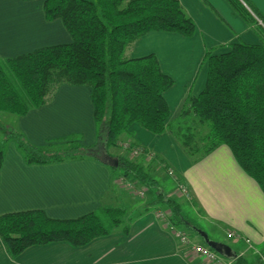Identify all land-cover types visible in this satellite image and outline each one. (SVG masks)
<instances>
[{
	"label": "crops",
	"instance_id": "0c3cea01",
	"mask_svg": "<svg viewBox=\"0 0 264 264\" xmlns=\"http://www.w3.org/2000/svg\"><path fill=\"white\" fill-rule=\"evenodd\" d=\"M238 1L249 11L248 5H252L264 16V0H245L248 5ZM179 2L194 22L191 37L152 31L126 50V55L133 58L154 53L161 70L173 79V85L164 92L170 118L179 114L188 89L193 94L202 89L206 49L260 40L253 24L242 18L230 0ZM69 41L70 35L60 19L45 18L43 0H0V59ZM90 94L87 85L60 84L44 104L14 115L12 128L34 146L69 136H79L81 144L92 145L97 125ZM122 140L145 150L138 158L151 172L161 174L167 168L175 172L192 198L176 199L182 213L186 216L193 211L206 225L199 228L209 239L220 241L215 232L224 233L228 239V233H234L235 240L231 241L237 257L247 264H255L258 258L264 261V192L240 168L226 145L192 162L168 132L153 134L132 124ZM0 150V215L41 209L50 218L73 219L103 206H115L113 166L101 159L88 156L44 164L28 162L15 142L3 135ZM164 163L167 167L162 166ZM167 179L162 176L158 183L169 195ZM162 209L166 210L147 202L130 216L127 233L116 229L83 246L55 241L10 254L0 237V264H204L172 236L158 216ZM193 238L204 243L198 235Z\"/></svg>",
	"mask_w": 264,
	"mask_h": 264
},
{
	"label": "trees",
	"instance_id": "16d2710c",
	"mask_svg": "<svg viewBox=\"0 0 264 264\" xmlns=\"http://www.w3.org/2000/svg\"><path fill=\"white\" fill-rule=\"evenodd\" d=\"M230 1L248 23H256L254 15L264 22V16L252 5L246 3L251 13L238 0ZM43 11L47 20L62 21L70 41L0 59V112L22 115L44 104L60 84L87 85L97 125L96 142L83 145L79 136H69L59 139L64 147L43 150L15 130L7 133L26 161L44 164L88 156L100 159L101 150L107 152L116 146L119 136L137 124L153 134L175 135L192 162L226 145L240 168L264 192L262 27L257 26L262 34L257 43L237 41L222 49H206L202 58L204 85L197 94L189 91L178 120L172 123L164 92L173 85V79L161 70L154 53L133 58L126 55V50L152 31L191 37L194 22L179 0H43ZM186 120L205 129L198 145L193 134L186 133L192 131V122L178 135V128ZM116 158L123 176L149 190L150 205L166 208L176 226L184 225V230L192 231L177 198L164 192L147 167L123 156ZM2 159L0 150V167ZM162 166L167 167L166 163ZM176 183L183 182L177 178ZM125 214L124 206H103L73 219L50 218L41 209L5 213L0 215V237L10 254L55 241L83 246L120 225L127 233ZM232 263L247 264L239 256Z\"/></svg>",
	"mask_w": 264,
	"mask_h": 264
},
{
	"label": "rangeland",
	"instance_id": "374dc122",
	"mask_svg": "<svg viewBox=\"0 0 264 264\" xmlns=\"http://www.w3.org/2000/svg\"><path fill=\"white\" fill-rule=\"evenodd\" d=\"M243 2H245V0H243ZM254 18L256 19V23H253L254 30L256 31V33L258 34V36L260 38V36H262V34H260L259 28L257 26H260V27H262V29H264V22H262L255 15H254ZM226 45L219 47V48L222 49ZM188 93H189V89H188L187 94ZM178 116H179V114H177L176 117L174 116V117L170 118L171 122L174 123L175 121H177ZM12 117H15V116L13 114H10L7 112H0V136L3 135L5 137V136H7V133H9L11 131L14 132V129L12 128L13 127V125H12L13 118ZM191 122H192L191 120H186L185 123H182V126L180 128H178V130H177L179 136H181L182 133L185 132L184 128L187 127L188 125L190 126ZM196 123L197 122H195V124H194V122H192V124L190 126L192 128V131H188V132L186 131V133L191 132L194 136L195 144L198 145L199 141H200L199 140L200 137L205 133V129L202 126L199 127V125ZM171 136L180 145L179 139L173 134H171ZM122 137H123V135L119 136V139L117 141L116 146L110 147L107 151L108 153L106 152V150H101L100 154L103 155V152L105 151L109 156L111 155V157L116 158L117 156H123V157H125L131 161H136V163L141 164V161L139 160L138 157L141 156L145 150L142 147L132 146L131 143L123 141ZM64 146H65V144H64L63 140L62 141L54 140V141H48L46 144L41 145L39 147L44 148L43 150H45L47 148H50L52 150H57V149H60L61 147H64ZM133 149H140V152L137 155H135L132 153ZM183 152H184V150H183ZM113 167H114L113 168V171H114L113 181L114 182L112 184V192L114 193V195H116V197L114 198V201H116V202L113 205L125 207L126 214L124 216V222L123 223L126 224V223H128L130 216L139 212L141 210V206L147 202L148 203L151 202L152 198L149 196V190H147L146 187H144L143 185H141L137 182H134L132 180V178H129L127 176H123L121 174L122 173L121 170L117 169L116 166H113ZM149 172L155 176V178L158 180V182H160V177H162V176L168 178L167 179L168 184L166 182V188L168 190H170L169 196L179 198V199L185 198L184 196H182V194H181L182 192L177 188V183H176L177 177L175 176L174 171H173L172 175L168 172V169H167V171L159 172L161 174H158L155 171L151 172L150 170H149ZM161 181H162V179H161ZM163 184H165V183H163ZM181 204H185V203L182 202ZM186 206L189 207L188 205H186ZM182 215L186 218L187 222H189L192 226H194L198 229H200L199 228L200 225L202 226V228H204V226L206 227V225H204L202 222H199L198 217L195 215V213L193 211H192V213H189L186 216L183 213H182ZM122 227H123V225H120L117 228H115L114 230L120 229ZM191 232H194V231L192 230ZM191 232L189 231V233L192 237H195L197 235L196 232H195V235L192 234ZM215 233H216V238L219 239L220 242H223V243L229 245L230 247L234 248L233 243L231 241V240H235L234 238L236 237V235L234 233L233 234L228 233L229 239L226 237V235L224 233H218V232H215ZM249 249H251V248H249ZM247 253H250V252H247ZM193 254L196 255L195 253H193ZM196 256H198V255H196ZM247 256H249V255H247ZM201 259H202L204 264H216V263H212V262L208 261L207 259H203V258H201ZM223 259H225V258L223 257L222 260ZM225 260H227V259H225ZM262 263H264V261H261V258H258L255 261V264H262ZM230 264H232L231 261H230Z\"/></svg>",
	"mask_w": 264,
	"mask_h": 264
},
{
	"label": "built area",
	"instance_id": "2783aa9c",
	"mask_svg": "<svg viewBox=\"0 0 264 264\" xmlns=\"http://www.w3.org/2000/svg\"><path fill=\"white\" fill-rule=\"evenodd\" d=\"M142 150V149H141ZM140 152V149H133L132 153L137 155ZM168 172L172 175L173 171L168 169ZM177 188L182 192V196L186 199H190V192L187 186L184 183H177ZM177 189V190H178ZM169 211L160 210L158 211V216L166 222V226L172 236L186 248L191 250L193 253L198 255L200 258L207 259L208 261L216 264H230V261L223 259L218 253L208 247L205 243L196 242L190 233L183 228L176 226L171 219H169ZM233 234V233H232Z\"/></svg>",
	"mask_w": 264,
	"mask_h": 264
},
{
	"label": "water",
	"instance_id": "95a60500",
	"mask_svg": "<svg viewBox=\"0 0 264 264\" xmlns=\"http://www.w3.org/2000/svg\"><path fill=\"white\" fill-rule=\"evenodd\" d=\"M100 159L102 162H104L108 165L117 166V158L109 156L105 151L103 152V155H101ZM190 228L194 232H196V234L204 241V243L208 247H210L212 250H214L220 256L224 257L225 259H227L229 261H233L237 257L235 250L232 247H230L229 245H227L223 242H220V241H215V240L209 239L204 231H202L201 229H198L192 225L190 226Z\"/></svg>",
	"mask_w": 264,
	"mask_h": 264
}]
</instances>
